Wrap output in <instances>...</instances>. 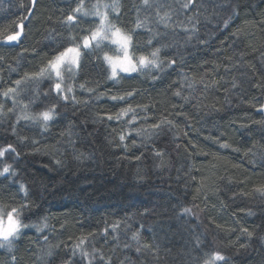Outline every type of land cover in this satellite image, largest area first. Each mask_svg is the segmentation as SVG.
I'll use <instances>...</instances> for the list:
<instances>
[{
    "label": "trees",
    "instance_id": "1",
    "mask_svg": "<svg viewBox=\"0 0 264 264\" xmlns=\"http://www.w3.org/2000/svg\"><path fill=\"white\" fill-rule=\"evenodd\" d=\"M99 2H118V23L128 27L137 12L147 16L158 33L153 45H166L161 59L176 64L164 73L149 68L117 82L105 79L106 65L95 56L82 57L69 102L58 105L59 116L45 131L22 117L43 110L48 103L43 95L29 109L23 105L47 92L49 82L17 86L14 81L36 71L50 47L68 35L61 21L76 4L37 0L28 9L34 11L29 19L20 7L29 0H0V31L18 17L26 24L20 46L0 47V94L16 88L22 101L9 112L11 99L0 95V147L12 144L19 153L0 161L16 171V185L30 190L27 222L47 224L43 231L25 230L11 251L0 248V264H12L13 255L15 264H63L81 261V251L93 250L103 264H203L212 249L228 264H264V193L258 191L264 186V114L259 110L264 105V0H195L187 9L182 7L187 0H149L151 8L142 0ZM95 3L85 0V7ZM157 12L171 15V27L156 22ZM140 31L143 43L150 34ZM133 87L132 106L150 110L137 108L136 125L125 123L131 113L107 120L127 107L111 95ZM73 94L78 103L71 101ZM161 115L173 124L144 143L142 136L136 146L130 139L124 141L127 149L121 146V133L133 128L154 133L150 125ZM11 183L0 185V200H20Z\"/></svg>",
    "mask_w": 264,
    "mask_h": 264
},
{
    "label": "snow or ice",
    "instance_id": "2",
    "mask_svg": "<svg viewBox=\"0 0 264 264\" xmlns=\"http://www.w3.org/2000/svg\"><path fill=\"white\" fill-rule=\"evenodd\" d=\"M74 2L76 7L70 9V12L61 21V26L67 30L68 35L58 45L50 47V55L41 66H38L36 71L24 73L21 79L14 81L17 86L27 81H32L37 85L44 80L49 82V90L47 92H41L32 96L29 104L23 105V109H29V106H34L39 96L43 95L45 100L48 101L44 105L43 110H39L35 115H24L22 117L24 120L38 123L45 131L58 118V105L63 103L66 106L69 102V93H73V87L71 84L65 85L64 75L68 73L70 77H74L76 70L81 68L82 57L91 58L95 56L101 66L106 65L105 79L117 82L118 79H133V74H142L144 69L149 68L153 71L164 73L176 64L174 59H161V48L166 47V45L159 47L153 45V39L158 33L153 32L149 27V18L147 16L141 17L139 12H137L133 26L128 27L127 25L118 23L120 21V4L118 2L106 4L100 3L97 0V3L92 4L88 8L85 7V0H74ZM36 4L37 0H29L27 6L20 5L24 9L25 17L30 19L34 15V11L29 12L28 9H34ZM142 5L146 8L153 7L149 3V0H142ZM182 7L185 9L194 8L195 0H187V2L182 4ZM109 11L112 13L111 17ZM157 15L159 17L156 21L157 23H163L165 27H171L169 24L171 15L168 12H165L163 16H159V12H157ZM189 19L191 21L193 18ZM81 25H87V27H81ZM25 27L24 17H18L11 24L10 28L0 31V47L20 46L24 39H26ZM77 29L83 34H77ZM140 30L147 31L150 34L143 43L139 40V36L141 35ZM110 51H115L117 54L111 55ZM153 79L156 80L159 77L153 76ZM232 86L236 87L237 85L233 82ZM189 87H191V84H189ZM207 87L208 85H205V88ZM79 88L83 90L85 85L80 84ZM88 91H94V89H88ZM0 95L11 99L12 108L8 109L9 112H12L18 104L22 103V101L16 98L19 95L16 88L9 87ZM136 95L137 91L134 87L125 90L123 94L111 95L110 98L113 101L127 102V107L121 108L116 114H108L107 120L112 121L115 119L119 121L121 117H126L131 113L130 119L125 123L128 126L136 125L138 123L137 108L145 113L150 110L147 106L136 105L135 108L132 106L130 101ZM174 95L181 96V92L176 91ZM184 99L187 100V97H184ZM71 101L78 103L74 94L71 96ZM41 104H44V102L42 101ZM3 107L4 105L0 104V113L3 112ZM259 110L264 112V105H261ZM19 119L21 117H17V121ZM142 119L147 121L148 117L144 116ZM172 124L173 121L161 115L160 118L150 125L154 133H147L142 128H133L126 135L121 133L119 141L121 142V146L127 149L128 145L124 143L126 139H130L131 144L136 146V137L143 136L144 140H142V143H144L151 135H159L165 126ZM133 132H135V137H133ZM221 146L227 147L228 145L223 144ZM6 154L13 157L19 156V153L12 144L0 147V158L5 157ZM156 155L161 156L162 153L156 152ZM135 159L140 160L141 156L137 155ZM0 163H3V167L0 168V185L6 184L9 180L12 181L9 187L16 185V180L18 179L16 171L7 162L0 161ZM56 163L60 164L61 162L56 161ZM258 191L264 193V186H261ZM15 193L20 197L19 201H16L15 198L10 203L0 200V248H6L9 251L12 250L15 241L25 233V230L36 228L37 231H43V228L47 227L46 223L38 226L35 223L27 222L30 220V216L26 215V213L30 212L32 207V197L27 186L23 183L16 185ZM183 212L185 214L190 213L191 209L183 208ZM243 231L247 233V229H243ZM248 235H251V233H248ZM44 239L47 240V236ZM83 243L84 241L81 240V244ZM197 244H199V240H197ZM74 255L75 252H73ZM88 257H92V259H88L87 264H93V259L98 260L99 264H103V256L99 255L96 250H93L92 253L81 251V261L66 259L63 264H83L84 258ZM206 257L203 264H228L226 257L219 250L212 249L206 254ZM11 261L12 264H15L16 257L14 255L11 257Z\"/></svg>",
    "mask_w": 264,
    "mask_h": 264
},
{
    "label": "rangeland",
    "instance_id": "3",
    "mask_svg": "<svg viewBox=\"0 0 264 264\" xmlns=\"http://www.w3.org/2000/svg\"><path fill=\"white\" fill-rule=\"evenodd\" d=\"M111 55H116L117 54V52H115V54L114 53H110ZM77 71L78 70H76V72H75V75H76V73H77ZM121 75H123V74H121ZM75 77V76H74ZM74 77H70V74H68V76H67V73H65V75H64V81H66L67 82V85H69V84H73V78ZM69 94H71V93H69ZM262 112V111H261ZM263 114H264V112H262Z\"/></svg>",
    "mask_w": 264,
    "mask_h": 264
}]
</instances>
